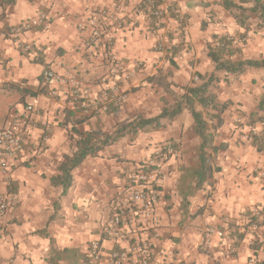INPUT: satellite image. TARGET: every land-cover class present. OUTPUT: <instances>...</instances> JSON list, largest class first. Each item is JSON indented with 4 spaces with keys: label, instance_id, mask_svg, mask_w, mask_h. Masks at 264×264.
I'll use <instances>...</instances> for the list:
<instances>
[{
    "label": "crops",
    "instance_id": "1",
    "mask_svg": "<svg viewBox=\"0 0 264 264\" xmlns=\"http://www.w3.org/2000/svg\"><path fill=\"white\" fill-rule=\"evenodd\" d=\"M221 2L165 0L168 14L157 26L143 0H0V127L25 115L28 105L52 123L41 155L26 152L7 175L0 174L1 190L8 189L9 177V189L20 200L0 216V264H49L52 247L65 250L61 264H105L91 261L93 241H100L108 254L131 251L145 238L153 244L151 260L159 264H253L252 259L264 264V245L251 248L257 238L253 231L261 237L264 225L257 230L250 226L234 251V238L206 235L207 227L226 226L230 233V224L242 225L248 220L246 213L264 209V150L257 149L251 136L252 130L264 133V122L248 118L264 90V69H248L219 82L218 97L230 106L222 114L215 143H226L227 148L216 155L218 170L211 182L200 185L195 175L199 136L188 110L88 155L74 170L65 195L52 182L64 155L74 149L77 130L111 133L118 123L139 115L157 116L200 81L198 73L211 72L206 46L213 36H236L239 52L232 60L264 57V28L250 30L251 38L240 43L237 34L244 29ZM21 23L30 26L17 36L10 33ZM157 41L165 48L158 49ZM21 42L28 48L20 47ZM47 68L66 81L47 82ZM23 88L28 92L24 96ZM125 91L113 112L80 111L79 98L105 102ZM215 123L209 119L211 130ZM34 135L38 138L40 129ZM168 146L177 155L163 153L157 185L161 200L146 214L129 201V176ZM120 210L127 216L125 237L103 236L109 218Z\"/></svg>",
    "mask_w": 264,
    "mask_h": 264
},
{
    "label": "trees",
    "instance_id": "2",
    "mask_svg": "<svg viewBox=\"0 0 264 264\" xmlns=\"http://www.w3.org/2000/svg\"><path fill=\"white\" fill-rule=\"evenodd\" d=\"M221 3L233 14L237 24L244 29L242 34L246 35L252 30L250 26L252 19L256 23L253 28L254 31L264 28V0H222ZM145 4L146 0H143L144 10ZM171 16L177 17L174 13ZM240 36L243 35L239 34ZM235 37L224 34L213 36L212 41L206 46L207 53L213 62V70L204 75L198 73L197 76L200 81L188 86L185 92L178 96L171 106L162 108L157 116L145 117L139 115L129 122L118 123L111 133H103L97 129L83 132L77 130L78 137L73 146L74 149L71 153L64 155L59 165V174L52 180L54 185L62 188V195L67 193L73 183L74 170L81 165L88 155H97L102 148L119 141L124 136L136 135L139 131L150 126L158 127L162 124V120H172L185 110H188L192 115L194 128L199 136L198 157L200 166L195 171L196 178L200 185L211 182L215 172L218 170L215 165L216 155L227 148L226 143H215L217 130L223 124L222 114L230 106L229 101H221L218 97L217 88L219 82H227L230 78L238 77L248 69H264V57L231 59V56L239 52V47L234 45ZM21 93L24 96L28 92L23 88ZM126 93L127 91H125ZM119 106H115L114 102H110L106 112H113ZM80 111L86 115L97 113V111H85L83 108ZM212 111H215V113ZM263 111L264 90L257 99L255 109L248 115L249 120L252 123L264 122ZM84 119L85 117L79 118L75 122H81ZM209 119H216V123L212 127L213 130L209 127ZM251 136L257 149L259 151L264 150V133L252 130ZM9 190L12 191V189ZM54 206L57 208L58 203L55 202ZM246 215L248 218L246 223L242 225L230 224L232 231H230L229 236L235 239L232 242V248L235 250L240 241L247 235L250 226L257 230L264 225V209H261L259 214L250 211ZM40 232L42 233L43 231ZM253 232L256 233V231ZM255 237L257 238L251 243V248L254 250L262 246V241H259V235L256 234ZM64 253L65 250L61 251L52 247L48 263L61 264Z\"/></svg>",
    "mask_w": 264,
    "mask_h": 264
},
{
    "label": "built area",
    "instance_id": "3",
    "mask_svg": "<svg viewBox=\"0 0 264 264\" xmlns=\"http://www.w3.org/2000/svg\"><path fill=\"white\" fill-rule=\"evenodd\" d=\"M164 1L165 0H146L145 11L157 26L161 24V21L166 18L168 14L163 7ZM91 25L94 27L96 22ZM29 26L28 24L21 23L19 26L13 27L10 33L17 36ZM98 36V28H95L93 32V41H97ZM23 44L24 43H22V45ZM26 46L27 45H25V49L28 48ZM157 48H165V43L157 41ZM138 66L141 67L142 63L139 62ZM43 76L44 79L50 83H63L66 81L62 75H59L51 69L45 70ZM197 79L198 77H195V80ZM107 93L105 92L103 96L105 97ZM74 95L79 96L77 91L74 92ZM124 98L125 92H118L114 97L108 98L105 102L98 100L91 102L79 98V106L85 111L99 112L102 108L106 110L110 102H114L115 106L122 104ZM39 129L40 135L38 138H35L34 132ZM51 135V121L47 118L43 119L39 109L32 105H28L25 115H19L13 119L10 124L0 127V174L3 173L7 175L11 171L13 164L26 152H29L31 156L41 155L45 151ZM163 153L177 155V151L171 146L166 147L165 150L160 149L158 157L152 158L148 161L146 166L133 170L129 176V180L133 185V189L129 195V201L134 207L146 214L153 213L161 200V194L157 185ZM261 175L264 176V170L261 172ZM6 182L8 187L6 191L1 190L0 184V216L15 208L20 201L16 193L9 190L11 185V179L9 177L6 179ZM126 223V212L125 210H120L109 218L102 230V235L115 239L124 238L125 234L123 228ZM212 234H218L221 237H226L232 241L234 240L229 238V231L226 226H224L222 230L207 227V238ZM261 241L263 244L264 237ZM152 247V242L145 238L141 240L135 248L131 249V251L119 249L105 254L101 248L100 241H93L89 247V257L94 263H99L104 260L105 264H159L152 261L150 258ZM232 250L234 251L235 249L233 248ZM251 262L253 264L256 263L254 259H252Z\"/></svg>",
    "mask_w": 264,
    "mask_h": 264
},
{
    "label": "rangeland",
    "instance_id": "4",
    "mask_svg": "<svg viewBox=\"0 0 264 264\" xmlns=\"http://www.w3.org/2000/svg\"><path fill=\"white\" fill-rule=\"evenodd\" d=\"M255 25H256V23L253 21V19L251 20V24H250V26H251V28H252V30L251 31H254L253 30V28L255 27ZM256 31H258V30H256ZM239 34L240 35H243V36H240L239 37ZM239 34H237V36H238V41H240V43H243V42H245V40H247V39H249V38H251V35H248V34H242V33H239ZM20 47H22L23 49H25V47H23L22 46V44H20L19 45ZM263 80H264V77H263ZM159 151L160 150H158L156 153H155V155L152 157V158H156V157H158V153H159ZM165 152V151H164ZM168 155V154H167ZM163 157H164V155H163ZM260 171L262 170V167L259 169ZM263 170H264V167H263ZM256 235V233L255 232H253V236H255ZM258 235V234H257ZM260 236V235H259ZM262 239H263V237H264V232H263V234H262ZM261 237H260V242H261ZM263 245H264V243H263ZM233 251V250H232Z\"/></svg>",
    "mask_w": 264,
    "mask_h": 264
}]
</instances>
